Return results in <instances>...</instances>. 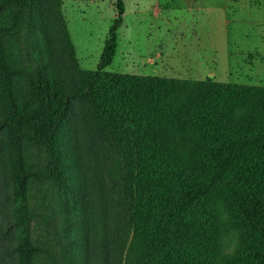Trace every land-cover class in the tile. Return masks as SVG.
Wrapping results in <instances>:
<instances>
[{
	"label": "trees",
	"instance_id": "1",
	"mask_svg": "<svg viewBox=\"0 0 264 264\" xmlns=\"http://www.w3.org/2000/svg\"><path fill=\"white\" fill-rule=\"evenodd\" d=\"M37 1L0 0V123L18 264H88L66 205L81 185L74 101L85 108L114 196L110 264H264V87L104 71L122 0H114L96 68L77 67L64 24L73 68H56L44 23L39 37L34 29Z\"/></svg>",
	"mask_w": 264,
	"mask_h": 264
},
{
	"label": "rangeland",
	"instance_id": "2",
	"mask_svg": "<svg viewBox=\"0 0 264 264\" xmlns=\"http://www.w3.org/2000/svg\"><path fill=\"white\" fill-rule=\"evenodd\" d=\"M122 2L124 10L121 25L116 31L115 53L104 71L153 76L156 74L154 67L162 66L164 74L174 78L184 77L193 72L189 59L194 55L199 58V49L207 46L216 53L212 60L204 62L202 58L199 63L202 73L211 74L207 77L221 83L264 87V4H248L246 0H241L233 5L232 0H224V15L220 13L216 18L215 12L205 13L201 3L192 4L190 0ZM37 4L39 10L36 17L35 12L33 15L34 29L39 37L36 26L44 23L51 39L48 46L51 64L56 68H73L64 43V24L77 67L94 70L114 17V0H38ZM200 13L204 19L203 26L208 31L214 30L206 37L195 38L192 32L201 27ZM19 39L17 44L21 47ZM2 45L3 50L8 52L11 39H3ZM37 47L41 57L46 60L44 44L39 42ZM167 53H170L168 57ZM84 110L80 101H74L70 128L76 134L73 154L81 185L77 190L68 192L66 205L74 213L72 226L77 232V247L83 243L86 246L87 263L110 264L114 196ZM3 118L4 108L0 97V122ZM64 148L68 153L69 149ZM68 170L71 178L73 171ZM13 209L6 129L0 123V264H18V231L13 224ZM28 229L29 232L33 230V223Z\"/></svg>",
	"mask_w": 264,
	"mask_h": 264
},
{
	"label": "crops",
	"instance_id": "3",
	"mask_svg": "<svg viewBox=\"0 0 264 264\" xmlns=\"http://www.w3.org/2000/svg\"><path fill=\"white\" fill-rule=\"evenodd\" d=\"M190 1H191L192 4L201 3V6H202V8H204V10H205L204 12L205 13H207V12H213L214 13L215 12L216 18L219 16L220 13L222 14V16L224 15L223 14V11H224V0H190ZM246 1H247L248 4H250L251 2H253L254 4L258 3V2L261 3V4H264V0H259V1L258 0H246ZM218 2H220V4H218ZM239 2H241V0H232V4L233 5L236 4V3H239ZM242 2H245V0H242ZM214 3H216V4H214ZM200 15H201V18H199V22L201 23V27H200V29L198 31L196 29V30H194L192 32V35L195 36V38L206 37L207 33H209L212 30H214L212 28L210 31H208L207 27L203 26L202 22H204V19L202 18V14L201 13H200ZM196 23H198V22L196 21ZM194 27H195V25H194ZM203 27H204V29H203ZM203 47H205V48L203 49ZM203 47L199 49L201 51L199 58H197V55H194L193 57H191V59H189L190 61H192L191 62L192 65H190V66H193L192 74L184 76V77L175 76V78L202 80L205 77H207V75H211L209 72H203L202 73L199 63H201L200 61L202 60V58L204 59V62H207V60L208 61L212 60V56H215L216 53H214L212 51V49H207V46H203ZM169 55H170V53H167V57ZM159 58H160V55H159ZM167 68H170V67L168 66ZM153 70H155V73H156L153 76L174 78L173 76H170L168 74H164L165 72H164V68L162 66L157 67V69L154 67Z\"/></svg>",
	"mask_w": 264,
	"mask_h": 264
}]
</instances>
